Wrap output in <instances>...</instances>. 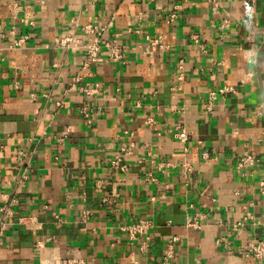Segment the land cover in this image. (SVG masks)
Here are the masks:
<instances>
[{
    "label": "crops",
    "instance_id": "0c3cea01",
    "mask_svg": "<svg viewBox=\"0 0 264 264\" xmlns=\"http://www.w3.org/2000/svg\"><path fill=\"white\" fill-rule=\"evenodd\" d=\"M263 99L264 0H0V264H264Z\"/></svg>",
    "mask_w": 264,
    "mask_h": 264
},
{
    "label": "built area",
    "instance_id": "2783aa9c",
    "mask_svg": "<svg viewBox=\"0 0 264 264\" xmlns=\"http://www.w3.org/2000/svg\"><path fill=\"white\" fill-rule=\"evenodd\" d=\"M251 1H252V3H254L255 0H251ZM172 17L173 16H171V18ZM24 39H26V37H23V38L17 40L15 45L16 46L19 45L20 43H22L24 41ZM193 40L195 43H198L199 38L194 36ZM74 42H76V41L66 37L63 39H59L58 46L59 47H65V48H73ZM105 47L108 50L106 57L110 61L111 60L112 61H118V60L122 59V54L120 53L119 49H117V47L115 45L106 44ZM83 49L85 50L84 54H83V60H84L83 63L84 64L95 63L101 58V56H103L102 51L100 50L99 46L96 45L95 42H91V44H86L83 47ZM203 51H204V49L202 50V52ZM181 68H182V66L179 65V69H181ZM83 91L86 94H90L89 89H83ZM228 91H231V90L227 87H223L221 90H219V93L223 94V92H228ZM207 109L209 110V107H207ZM174 137H177L181 140H185L186 139L185 131L181 128H178V131L174 133ZM254 163H256V160L253 157H251L249 155H245V156H243V158H241L239 160L238 167L239 168L250 167V166H253ZM185 167H184V169H186V171H188L189 167L187 165H185ZM9 216H10V210H9L8 206H6V205L1 206L0 207V244H1V236L4 232V229L9 224V220H10ZM189 225L194 226L196 228L198 227V225L194 221L189 222ZM151 228H152V222L150 220H148L146 218H140L137 221H134V223H132L130 225L122 226L121 230L126 232L127 235H129V239L132 242L134 240L136 241L139 237H143L144 241L139 246V250L141 252H143L146 249L145 241L148 237V235L146 236V233ZM174 240H175V238H174ZM174 240H172V242ZM243 250H244L243 255L245 258L249 257V258H252L253 260L259 261V262L264 260V240H257V241L250 242V243L245 245V248ZM174 255H175V252L173 250L172 243L167 244L166 248H165V254H164L160 264H171V260L174 257ZM57 264H93V263L88 259H84L82 257H79V258L61 259V261H59Z\"/></svg>",
    "mask_w": 264,
    "mask_h": 264
},
{
    "label": "water",
    "instance_id": "95a60500",
    "mask_svg": "<svg viewBox=\"0 0 264 264\" xmlns=\"http://www.w3.org/2000/svg\"><path fill=\"white\" fill-rule=\"evenodd\" d=\"M263 101H264V99H263Z\"/></svg>",
    "mask_w": 264,
    "mask_h": 264
}]
</instances>
